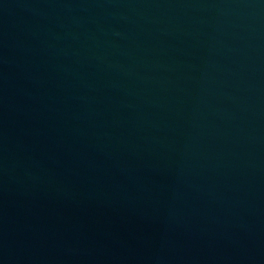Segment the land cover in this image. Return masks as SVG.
I'll use <instances>...</instances> for the list:
<instances>
[{
    "label": "water",
    "instance_id": "95a60500",
    "mask_svg": "<svg viewBox=\"0 0 264 264\" xmlns=\"http://www.w3.org/2000/svg\"><path fill=\"white\" fill-rule=\"evenodd\" d=\"M0 264H264V0H0Z\"/></svg>",
    "mask_w": 264,
    "mask_h": 264
}]
</instances>
